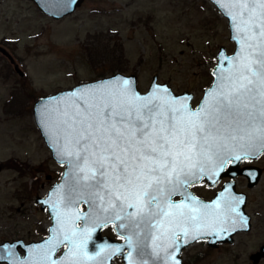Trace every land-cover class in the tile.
<instances>
[{
  "label": "snow or ice",
  "instance_id": "1",
  "mask_svg": "<svg viewBox=\"0 0 264 264\" xmlns=\"http://www.w3.org/2000/svg\"><path fill=\"white\" fill-rule=\"evenodd\" d=\"M212 3L235 47L217 51L195 107L166 83L141 93L118 77L45 104L42 123L67 179L43 201L48 237L23 255L0 242V264H107L117 255L127 264H180L182 245L249 226L245 198L225 178L255 182V169L241 164L264 156V0ZM205 183L220 185L210 201L190 191ZM109 225L122 245L95 242Z\"/></svg>",
  "mask_w": 264,
  "mask_h": 264
},
{
  "label": "rangeland",
  "instance_id": "2",
  "mask_svg": "<svg viewBox=\"0 0 264 264\" xmlns=\"http://www.w3.org/2000/svg\"><path fill=\"white\" fill-rule=\"evenodd\" d=\"M229 32L211 0H83L60 18L33 0H0V241L42 238L51 223L36 197L59 179L64 163L36 124L38 98L119 71L135 73L141 91L156 74L175 92L192 91L197 104L219 46L235 47ZM263 158L256 159L262 167ZM219 186L192 189L209 197ZM235 186L246 193L250 228L217 247L207 238L190 243L184 264H264V254L257 263L250 257L264 243V171L254 185L239 177Z\"/></svg>",
  "mask_w": 264,
  "mask_h": 264
},
{
  "label": "water",
  "instance_id": "3",
  "mask_svg": "<svg viewBox=\"0 0 264 264\" xmlns=\"http://www.w3.org/2000/svg\"><path fill=\"white\" fill-rule=\"evenodd\" d=\"M33 1L36 3L38 9H40L41 11L47 13L48 15H51L54 18H60V17H63L64 15H67V14L73 12L76 9V7L79 6L83 2V0H33ZM229 37L231 39V33L230 32H229ZM220 49H224V50H226L227 54H231V52H228L227 51V48H226L225 45H220L218 50H220ZM113 77H118V78H131L134 81V83H135V85L137 87V80H136L137 79V76H136L135 73H128V74H126V73L117 71V72H114V73H112L110 75H105L103 77H99V78H96V79H93V80L82 81L80 83H77V84L73 85L70 88L61 89V90H58V91H56L54 93H51V94L45 95L43 97H40V98H38L34 102V105H33V113H34V118H35L36 124L39 127V129L41 131V134L43 135L46 144L50 148L51 153H52V156L58 162L62 163L61 157L56 153L55 148L52 146V142H51V139L49 137L48 129L45 128L44 125H43V123H42L41 111H42L43 107L45 106V104H47L49 102L50 98H63V97L68 96L73 90H78V89L85 88V87H95L98 84H100L101 82H107V81L111 80ZM153 82H156V83H166L170 87V85L167 82L158 81L156 74L153 75V77H152V79L150 81V84L153 83ZM209 86L205 87L204 90H203V92L206 89H208ZM137 89H138V91H140L141 93H143L148 88L145 91H141L138 87H137ZM175 93L178 94V95H182V94L187 93L188 95H190L192 97L194 96L193 92L192 91H188V90L182 91V92H175ZM245 167H248V166H245ZM1 168H2V166H1V162H0V170H1ZM250 168L255 169V172L257 173V177L258 178H257V180L255 182H252V181H249L248 180V185L249 186L254 185L258 181V179L260 177V168L259 167H257V166H250ZM66 171H67V165L64 164V168H63V171H62L59 179L53 182V184L50 186V188L48 189V191H47V193L45 195H38L36 197L37 202L40 203V208L42 210H47L48 213H49V215H50L49 205L47 203H43V201H45L47 199L48 194L58 184L63 183L67 179V177L65 176ZM236 171L239 172L238 169ZM226 182H232L235 185V180L232 181L231 179H229V180H226ZM219 190H220V188L215 191L214 195L210 199H205L202 196L198 195L196 192H194L192 189H190V191L193 192L194 195L198 196L200 199H202L204 201H210V200L214 199L216 193ZM234 191H235L236 194L243 195V197L245 198V204H246V193L244 191L237 190L236 189V186L234 188ZM245 204L244 205H241V210L249 218V226L247 228L239 227V228H237L236 231L230 232L228 235H223L222 234L223 238H221V239H218L215 236H207V235L204 236V237H202V238H207L208 244H210V245L213 246V245H216L218 242L231 241L233 239V237H232L233 234L235 232L239 231V230H248L250 228V226H251V216L245 210ZM79 207L82 209L81 204H79ZM50 219H51V223L49 225L47 235H45L42 238H39V239H36V240H29V241H25L23 238L4 239V240H2L0 242L5 243V244H17V251H19L23 255L27 251V246H29V245H31V246L38 245L39 243H41L44 239H46L48 237V235H49V229L53 226V222H52L51 215H50ZM118 234H120V233H118ZM93 238H94V240H95V242L97 244H101V243H105V242L110 243V244H113V245H122L123 244V241H118V240H116V239H114V238H112V237H110L108 235L102 234L101 233V228L97 229V231L95 233H93ZM194 241H196V240H194ZM17 242H19V243H17ZM191 242H193V241H191ZM188 244L182 245L181 246V249H182V247H185ZM89 250L90 251H95V250H98V249H93L92 246L90 245L89 246ZM179 253H178L177 259H179L180 264H184L183 259H182V256H180ZM263 254H264V243L260 246L259 250H257L254 253H252L250 255V257H251V259H252L253 262H258L259 259L261 258V256ZM125 255H126V253H125ZM121 257H122L123 263L124 264H127V261L124 258V255H122ZM113 258L114 257H112V259L110 261H108L107 264H113ZM5 263L7 264V262H5ZM149 264H152V260H149Z\"/></svg>",
  "mask_w": 264,
  "mask_h": 264
},
{
  "label": "flooded vegetation",
  "instance_id": "4",
  "mask_svg": "<svg viewBox=\"0 0 264 264\" xmlns=\"http://www.w3.org/2000/svg\"><path fill=\"white\" fill-rule=\"evenodd\" d=\"M194 105H196V104H194ZM264 157V156H263ZM260 158V157H259ZM258 159V158H257ZM263 167L262 166H260L261 165V162H256V159H254V160H252L251 161V163L250 164H241V167H245V166H248V167H250V166H257V167H259L260 168V174L264 171V169H262V168H264V158H263ZM239 177H244V178H246V176L244 175V174H239V175H237L236 176V178H235V182L237 181V179L239 178ZM229 179H231L230 177H226L225 178V181L226 180H229ZM247 179V178H246ZM247 183H248V179H247ZM220 188V186L218 187V188H216L215 189V191L217 190V189H219ZM192 189V188H191ZM193 190V189H192ZM215 191L213 192V194L212 195H210L209 197H204V196H202L203 198H205V199H210L213 195H214V193H215ZM241 191V190H240ZM198 195H200V194H198ZM201 196V195H200ZM175 199H179V197H176ZM246 201H247V197H246ZM81 207H82V210H86L87 209V205H85V204H83V203H81ZM105 229H111L112 231H113V234H106V233H104L103 231L105 230ZM101 233L102 234H105V235H108V236H110V237H112V238H114V239H116V240H118V241H122L121 239H120V234H118L117 233V231H116V229L112 226V225H109V226H107V227H102L101 228ZM226 243H228V242H218L217 243V245H215L214 247H217V246H219V245H222V244H226ZM188 246V245H187ZM187 246H185V247H187ZM185 247H182V249L180 250V256H185L183 253H184V251H185ZM252 253H254V252H252ZM251 253V254H252ZM250 254V255H251ZM122 255H117V256H114V258L115 257H120L121 258V260H122V257H121ZM183 260H184V258H183ZM253 262V261H252ZM253 263H257V262H253Z\"/></svg>",
  "mask_w": 264,
  "mask_h": 264
}]
</instances>
